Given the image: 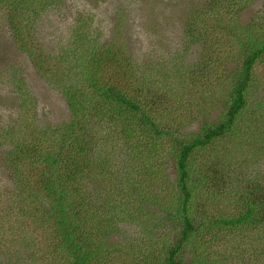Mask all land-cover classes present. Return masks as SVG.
Returning a JSON list of instances; mask_svg holds the SVG:
<instances>
[{
	"label": "trees",
	"instance_id": "16d2710c",
	"mask_svg": "<svg viewBox=\"0 0 264 264\" xmlns=\"http://www.w3.org/2000/svg\"><path fill=\"white\" fill-rule=\"evenodd\" d=\"M254 1L208 0L197 7L182 28L181 45L196 48L192 65L159 64L154 76H160L153 81L126 45L115 38L102 42L79 24L65 44L47 47L36 25L51 0H0V27L71 113L66 121L41 124L23 75L14 68L2 72L19 108L13 123L0 129L12 179L7 215L24 217L46 237L45 264H122L112 256L121 253V243L111 240L120 233L117 224L104 227L92 218L95 183L119 175L115 146L124 141L122 134L134 144L125 155L141 158L143 176L162 185L159 195L145 189L149 181L142 184L132 200L113 211L128 219L141 216L147 225L158 218L162 227L157 246L138 245L136 256L123 247L124 256L136 259L132 264H232L239 233L264 234L261 182L227 185V202L216 210L201 195L218 183L213 175L217 169L222 174V158L227 160L223 154L213 161L211 151L231 143L228 164L239 165L236 156L250 157L241 149L248 145L247 136L257 123L264 124V2L251 22H239ZM217 107L221 112L213 117ZM195 120L198 131L183 132ZM101 130L105 136H98ZM164 150L165 159L159 156ZM198 158L203 160L198 163ZM110 214L107 220H117ZM244 243L264 251L263 239L245 238Z\"/></svg>",
	"mask_w": 264,
	"mask_h": 264
},
{
	"label": "rangeland",
	"instance_id": "374dc122",
	"mask_svg": "<svg viewBox=\"0 0 264 264\" xmlns=\"http://www.w3.org/2000/svg\"><path fill=\"white\" fill-rule=\"evenodd\" d=\"M51 1L52 3L49 4L47 10L40 14V20L36 25L38 35L42 41H45L47 47L55 50L59 44H65L72 29L79 24L82 26V30H87L94 35L99 34L102 42H108L114 38L122 42L126 45L130 56L140 62L142 68L147 70V75L152 76V80L155 81L154 79L160 76H154L159 64L162 66L171 65L173 68L181 63L185 67L192 65L196 48L191 46L190 49H186L181 45L182 28L189 15L208 0ZM263 2L264 0H255L240 14L239 22L242 26L260 14ZM173 58L177 59L171 61ZM10 68L17 69L26 80L28 88L36 99L38 119L41 124H45V122L57 124L71 118V113L62 96L52 91L36 75L32 63L15 48L14 40L11 41L5 28L0 27V129L11 122L13 123L19 111L15 104L17 100L14 97V88H12L11 83L7 84L2 81L1 77L2 72ZM220 110L217 107L212 113L213 117H216L221 112ZM199 127V121H189L183 127V132H197ZM105 132L106 130H101L98 136H105ZM122 137L124 141H119V146H115L119 157L116 161L121 164V167L115 169V172L119 175H114L115 178L111 179L110 176L113 174H108L106 184H109L111 188H107L106 184H101L100 181L95 183L96 192L92 197L95 211L92 212V218L95 219L96 223H103L104 227L117 224L120 233L114 234L111 240L121 243V253H115L112 256L121 260L122 264H132V261L136 259L124 256L126 250L123 247H128L130 253L136 256L140 254L138 245L142 248L145 246L150 248L151 245L157 246L162 227L157 223L158 218L156 221L153 220L151 225H147L141 216L134 215L135 218L128 219L123 215L118 216L113 211L116 206L123 203V200L125 202L132 200L135 194L140 191L139 187L142 184L146 186L149 181L151 185L145 189L150 192H157L159 195H161L162 185L158 179L143 176L141 158H136L130 154L133 158L131 159L125 155L134 144L129 143L124 134ZM247 138H250L248 145L244 149L240 148L248 152L250 157L239 158L236 156L237 158L233 160L236 161L235 163L240 160L239 165L228 164L229 156L226 151L232 146L231 143L227 148L211 151L210 158L213 161L220 159L223 154L227 155V160L222 158L225 164L221 165L224 168L221 169L224 179L217 169L218 171L213 176L218 183L201 191L206 205L213 207L214 210H216L217 204L220 208L226 204L228 186L231 184L240 185L246 179H250L261 182L260 186H264V124L257 123ZM108 143L109 141H107ZM105 149L110 150V148ZM4 151L5 148L0 147V264H45L43 259L47 244L46 237L43 239L39 232L34 231L33 226L24 217L7 215L9 207L7 203L12 200L13 196L12 179L4 164ZM114 153L112 152V157H114ZM164 153L165 150L161 152L162 155H159L163 159H165ZM121 155L125 158L123 162ZM155 158L157 157L154 156L153 160ZM204 159L208 158L204 157ZM202 160L198 158L197 162L200 163ZM193 167L195 168L194 163ZM167 169L168 167L165 168V170ZM225 169L230 170L231 173ZM166 173L169 179L174 177L171 168ZM106 192L108 198L112 194L115 199L108 200L105 198ZM121 195L124 199L121 198ZM109 214L113 217L116 216L117 220H113V222L107 220L106 216ZM120 218L126 222L119 221ZM256 232V230H252L248 233H239L236 236L235 247L230 253L232 264H264L263 249L256 244L247 243L246 245L244 243L245 238H248V242L255 238L264 240V234H256ZM146 238L147 240L144 242ZM246 248L249 250L248 254L254 251L249 255L251 258L248 257ZM48 255L54 256L55 253L51 252Z\"/></svg>",
	"mask_w": 264,
	"mask_h": 264
}]
</instances>
